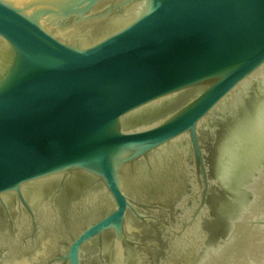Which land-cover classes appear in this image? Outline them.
Segmentation results:
<instances>
[{
	"label": "water",
	"instance_id": "1",
	"mask_svg": "<svg viewBox=\"0 0 264 264\" xmlns=\"http://www.w3.org/2000/svg\"><path fill=\"white\" fill-rule=\"evenodd\" d=\"M0 264H264V0H0Z\"/></svg>",
	"mask_w": 264,
	"mask_h": 264
}]
</instances>
